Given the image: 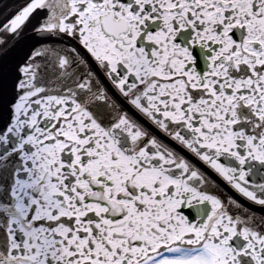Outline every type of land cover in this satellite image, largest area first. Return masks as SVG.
I'll use <instances>...</instances> for the list:
<instances>
[{
    "label": "snow or ice",
    "instance_id": "snow-or-ice-1",
    "mask_svg": "<svg viewBox=\"0 0 264 264\" xmlns=\"http://www.w3.org/2000/svg\"><path fill=\"white\" fill-rule=\"evenodd\" d=\"M0 264H264V0H0Z\"/></svg>",
    "mask_w": 264,
    "mask_h": 264
},
{
    "label": "water",
    "instance_id": "water-1",
    "mask_svg": "<svg viewBox=\"0 0 264 264\" xmlns=\"http://www.w3.org/2000/svg\"><path fill=\"white\" fill-rule=\"evenodd\" d=\"M5 3H12L13 0H4Z\"/></svg>",
    "mask_w": 264,
    "mask_h": 264
}]
</instances>
